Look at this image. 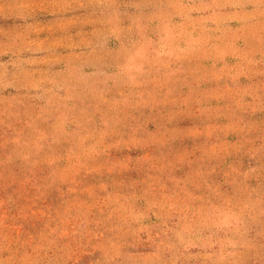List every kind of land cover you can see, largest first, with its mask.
Here are the masks:
<instances>
[{
    "label": "rangeland",
    "instance_id": "374dc122",
    "mask_svg": "<svg viewBox=\"0 0 264 264\" xmlns=\"http://www.w3.org/2000/svg\"><path fill=\"white\" fill-rule=\"evenodd\" d=\"M0 264H264V0H0Z\"/></svg>",
    "mask_w": 264,
    "mask_h": 264
}]
</instances>
